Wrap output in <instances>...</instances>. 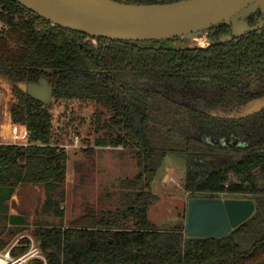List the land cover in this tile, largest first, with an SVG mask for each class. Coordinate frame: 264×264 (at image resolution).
Segmentation results:
<instances>
[{
  "label": "trees",
  "instance_id": "trees-1",
  "mask_svg": "<svg viewBox=\"0 0 264 264\" xmlns=\"http://www.w3.org/2000/svg\"><path fill=\"white\" fill-rule=\"evenodd\" d=\"M0 4L10 26L0 37V75L15 91L12 118L27 125L30 142L0 144V223L18 185H42L40 212L59 218L45 219L33 230L45 264H264V107L241 118L210 113L230 112L264 95V27L221 42L231 27L220 22L208 28V45L176 47L165 42L181 36L92 38L52 24L15 0ZM261 16L256 10L245 19L254 24ZM41 78L52 85L56 99L95 104V145L122 144L131 150L138 171L121 180L126 190L114 207L87 205L64 222L68 155L53 138L51 102L34 99L18 86ZM193 127L215 138L235 135L246 144L211 143L196 138ZM230 151L241 157H229ZM168 153L185 159V190L203 197L248 192L253 213L218 237L188 236L183 222L158 226L148 216L158 200L150 183ZM8 218L23 223L19 215ZM6 243L0 239V249ZM28 244L29 238L21 237L11 253H23ZM30 262L44 264L39 257Z\"/></svg>",
  "mask_w": 264,
  "mask_h": 264
},
{
  "label": "water",
  "instance_id": "water-1",
  "mask_svg": "<svg viewBox=\"0 0 264 264\" xmlns=\"http://www.w3.org/2000/svg\"><path fill=\"white\" fill-rule=\"evenodd\" d=\"M52 24L85 33L92 38L161 40L195 38L220 22L230 24L224 42L264 27V0H175L131 3L121 0H15ZM260 10L249 24L245 16ZM31 97L48 103L52 85L46 78L19 81ZM264 107V95L241 103L230 112L211 110L216 116L241 118ZM251 198L191 196L187 201L185 231L188 236L218 237L241 224L254 211Z\"/></svg>",
  "mask_w": 264,
  "mask_h": 264
},
{
  "label": "rangeland",
  "instance_id": "rangeland-1",
  "mask_svg": "<svg viewBox=\"0 0 264 264\" xmlns=\"http://www.w3.org/2000/svg\"><path fill=\"white\" fill-rule=\"evenodd\" d=\"M207 32L208 29L201 36L168 40L165 44L176 47L206 46L209 43ZM10 86L11 93L13 87L11 84ZM49 101L54 125L53 138L60 144H69L64 147L68 155L65 199L61 202V207L64 208V222L67 223L80 215L87 205H97L100 202L104 207H114L121 192L126 190L121 186V180L133 176L138 171L131 150L122 144L95 145L94 138L98 132L94 129L95 104L91 100L56 99L52 96ZM74 137L79 138L78 146H70ZM185 173V159L173 153L166 154L158 165L150 183L151 190L158 195V200L148 209L149 218L158 226L171 227L178 222L185 224L187 201L189 197L194 196L193 192L184 188ZM216 195L251 197L248 192H219ZM44 197L42 185L20 184L15 188L7 200L5 219L0 223V239L7 240L4 247L26 234L34 237L35 225L45 219L55 222L59 220L56 216L40 212ZM8 215L23 217V223L12 222Z\"/></svg>",
  "mask_w": 264,
  "mask_h": 264
},
{
  "label": "built area",
  "instance_id": "built-area-1",
  "mask_svg": "<svg viewBox=\"0 0 264 264\" xmlns=\"http://www.w3.org/2000/svg\"><path fill=\"white\" fill-rule=\"evenodd\" d=\"M6 13L7 10L3 9L0 4V37L5 36L10 29L8 21L4 18ZM9 88H11L10 82L0 75V144L27 145L30 143L29 130L25 123L12 118L11 105L16 100V94L13 89L10 93ZM60 145L69 146V144ZM78 145L79 138L74 137L70 146ZM25 236L29 238L27 249L16 256L11 253V247L0 249V264H31L30 260L35 257L42 258L45 264V257L41 253L35 237L30 234Z\"/></svg>",
  "mask_w": 264,
  "mask_h": 264
},
{
  "label": "flooded vegetation",
  "instance_id": "flooded-vegetation-1",
  "mask_svg": "<svg viewBox=\"0 0 264 264\" xmlns=\"http://www.w3.org/2000/svg\"><path fill=\"white\" fill-rule=\"evenodd\" d=\"M235 107L236 106H234L233 108H231L230 111H232ZM217 110L220 111L221 109L219 108ZM191 133L196 138H201V139L207 140V141H209L211 143H216V144H219V145H226L228 147H234V148H236V147H243L246 144V142H244L238 136L232 135L231 137H225V138L218 137V138H215V137L211 136L210 134H207V133L203 132L201 129H199L197 127H193L192 130H191ZM227 155L229 157H231V158H240L241 157V153L239 151H230V152L227 153ZM225 193H227V192H225ZM236 193H238V192H236ZM214 197H220V196H214Z\"/></svg>",
  "mask_w": 264,
  "mask_h": 264
},
{
  "label": "crops",
  "instance_id": "crops-1",
  "mask_svg": "<svg viewBox=\"0 0 264 264\" xmlns=\"http://www.w3.org/2000/svg\"><path fill=\"white\" fill-rule=\"evenodd\" d=\"M18 240H19V238H17L15 241H13L8 247L12 248L15 244H17ZM8 247H5V248H8Z\"/></svg>",
  "mask_w": 264,
  "mask_h": 264
}]
</instances>
